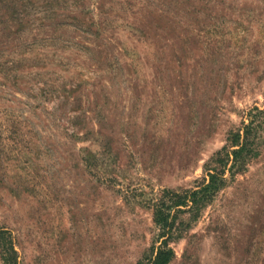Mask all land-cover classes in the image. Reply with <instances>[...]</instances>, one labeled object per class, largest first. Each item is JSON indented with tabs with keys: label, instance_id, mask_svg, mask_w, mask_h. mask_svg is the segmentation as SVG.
<instances>
[{
	"label": "rangeland",
	"instance_id": "obj_1",
	"mask_svg": "<svg viewBox=\"0 0 264 264\" xmlns=\"http://www.w3.org/2000/svg\"><path fill=\"white\" fill-rule=\"evenodd\" d=\"M263 106L264 0H0V264L147 263L162 192ZM261 142L168 264H264Z\"/></svg>",
	"mask_w": 264,
	"mask_h": 264
},
{
	"label": "trees",
	"instance_id": "obj_2",
	"mask_svg": "<svg viewBox=\"0 0 264 264\" xmlns=\"http://www.w3.org/2000/svg\"><path fill=\"white\" fill-rule=\"evenodd\" d=\"M264 134V106L253 107L241 127L231 131L221 151L204 168L205 176L194 189L179 193L163 191L154 207V222L158 226L160 245L154 247V254L145 264H168L174 257L168 241L179 214L197 218L208 203L214 200L217 192L224 186L225 172L232 175L242 173L260 154V143ZM142 264V263H139Z\"/></svg>",
	"mask_w": 264,
	"mask_h": 264
}]
</instances>
